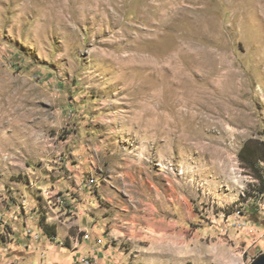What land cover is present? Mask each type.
Masks as SVG:
<instances>
[{
    "label": "rangeland",
    "instance_id": "rangeland-1",
    "mask_svg": "<svg viewBox=\"0 0 264 264\" xmlns=\"http://www.w3.org/2000/svg\"><path fill=\"white\" fill-rule=\"evenodd\" d=\"M228 3L0 0V246L91 198L130 264L264 254V6Z\"/></svg>",
    "mask_w": 264,
    "mask_h": 264
},
{
    "label": "crops",
    "instance_id": "crops-1",
    "mask_svg": "<svg viewBox=\"0 0 264 264\" xmlns=\"http://www.w3.org/2000/svg\"><path fill=\"white\" fill-rule=\"evenodd\" d=\"M89 204L95 215L86 212ZM73 205L74 216L58 214L57 209L40 224L26 218L21 235L0 246V264H130V256L105 233L95 201L90 198L71 209ZM29 229L38 239H32Z\"/></svg>",
    "mask_w": 264,
    "mask_h": 264
},
{
    "label": "trees",
    "instance_id": "trees-1",
    "mask_svg": "<svg viewBox=\"0 0 264 264\" xmlns=\"http://www.w3.org/2000/svg\"><path fill=\"white\" fill-rule=\"evenodd\" d=\"M238 157L244 162L246 167L252 170L251 175L258 179L259 189L264 192V177L255 166L257 160H264V140L249 139L245 141L238 153Z\"/></svg>",
    "mask_w": 264,
    "mask_h": 264
},
{
    "label": "bare ground",
    "instance_id": "bare-ground-1",
    "mask_svg": "<svg viewBox=\"0 0 264 264\" xmlns=\"http://www.w3.org/2000/svg\"><path fill=\"white\" fill-rule=\"evenodd\" d=\"M255 1V2H254ZM172 2V1H171ZM254 2V3H253ZM263 5L264 6V0H229V7L238 8V7H249L254 5ZM160 5V4H159ZM166 5V4H165ZM154 6V5H153ZM255 6V7H256ZM262 7V6H260ZM152 8V7H151ZM147 9V8H146ZM168 9V8H167ZM153 13V12H152Z\"/></svg>",
    "mask_w": 264,
    "mask_h": 264
},
{
    "label": "built area",
    "instance_id": "built-area-1",
    "mask_svg": "<svg viewBox=\"0 0 264 264\" xmlns=\"http://www.w3.org/2000/svg\"><path fill=\"white\" fill-rule=\"evenodd\" d=\"M256 205L258 207V210L260 211L261 215L264 218V192L260 194V197L256 200ZM32 239L36 240L38 239V233H34L31 229L28 230V232ZM87 262V261H84Z\"/></svg>",
    "mask_w": 264,
    "mask_h": 264
},
{
    "label": "water",
    "instance_id": "water-1",
    "mask_svg": "<svg viewBox=\"0 0 264 264\" xmlns=\"http://www.w3.org/2000/svg\"><path fill=\"white\" fill-rule=\"evenodd\" d=\"M250 264H264V254L258 256Z\"/></svg>",
    "mask_w": 264,
    "mask_h": 264
}]
</instances>
